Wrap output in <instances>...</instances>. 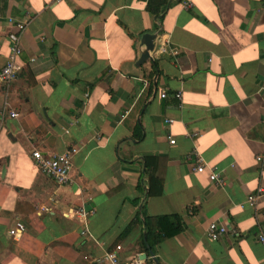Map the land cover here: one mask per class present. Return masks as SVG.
I'll use <instances>...</instances> for the list:
<instances>
[{"label":"crops","instance_id":"obj_1","mask_svg":"<svg viewBox=\"0 0 264 264\" xmlns=\"http://www.w3.org/2000/svg\"><path fill=\"white\" fill-rule=\"evenodd\" d=\"M262 3L0 0V67L14 23L25 25L17 77L0 85V264H92L117 244L123 262L264 264V197L246 204L264 188ZM144 34L167 50L137 65ZM70 146L71 183L58 186L30 153ZM82 203L93 211L84 238L62 217ZM140 206L179 216L181 231L152 250L141 224L122 236ZM15 222L25 231L11 238ZM208 223L237 236L211 241Z\"/></svg>","mask_w":264,"mask_h":264},{"label":"built area","instance_id":"obj_2","mask_svg":"<svg viewBox=\"0 0 264 264\" xmlns=\"http://www.w3.org/2000/svg\"><path fill=\"white\" fill-rule=\"evenodd\" d=\"M54 1L57 2L58 0H54ZM262 9L264 10V0L262 3ZM7 21L11 22V19L8 18ZM24 26L25 25L23 23H14L13 27L15 29V32L9 33L7 35V39L9 41L8 55L4 64L0 67V85L2 86L8 85L9 83L13 82L17 77L19 67L17 66L15 60L20 54L19 38L24 30ZM166 50H167L166 41L159 40L158 45L154 49H152L151 52H153V55H155V54H162ZM258 92L264 95V85L259 88ZM159 97L164 98V93L160 92ZM174 98L177 101H179L180 94L175 93ZM9 116L13 117V113H9ZM166 122L167 124H170L171 120H167ZM168 143L172 144L173 140L168 139ZM74 151L75 148L73 146L67 147L66 149H64L63 152L59 154L42 152L38 148H36L31 151L30 157L33 163L35 164V166L43 175L52 179L54 183L58 186H66L71 183L69 173L71 170V157ZM190 154L194 157V163H195L192 171L201 173L207 167V165L200 159V157L198 156V154L195 152L194 149L191 150ZM207 170L209 171L208 180L213 184V187L222 188L224 186V180L221 177H219V175L216 174L212 169L207 168ZM261 197H264V188L256 187V189L252 193H248L246 195V204L254 210L257 200L260 199ZM186 211L188 214H191L192 205L187 207ZM92 213H93L92 209L85 208L84 204L82 203L77 209L62 214V217L68 219H75L81 225L79 236L84 238L87 236L86 235L87 219L92 215ZM260 217L262 220H264V213H262ZM24 231L25 228L23 227V225L18 222H15L13 228L7 231V235L10 236L11 238H18ZM204 234L211 241L217 240L220 234L237 236V233L236 231H234V229L232 228L226 229V227L219 225L217 223H208L204 229ZM257 240L259 243L264 244V236L261 233L257 235ZM120 251H121V246L118 244L114 245L101 257H97V258L93 257L91 259V263L92 264H143V259L138 256H134V258H132L127 262L120 261L119 259Z\"/></svg>","mask_w":264,"mask_h":264},{"label":"trees","instance_id":"obj_3","mask_svg":"<svg viewBox=\"0 0 264 264\" xmlns=\"http://www.w3.org/2000/svg\"><path fill=\"white\" fill-rule=\"evenodd\" d=\"M133 223L142 225L144 233V245L146 249L149 250H152L153 246L158 244L163 238L171 237L180 232L182 229V222L179 216H146L143 211V206H140L134 221H132V223H130L122 231V236L129 231V228Z\"/></svg>","mask_w":264,"mask_h":264},{"label":"water","instance_id":"obj_4","mask_svg":"<svg viewBox=\"0 0 264 264\" xmlns=\"http://www.w3.org/2000/svg\"><path fill=\"white\" fill-rule=\"evenodd\" d=\"M153 39H154V34H144L140 38V45L144 47L142 53L139 56V59L137 60V65H140L142 62L149 60L151 61V58L149 56V53L153 49ZM145 256L143 255L142 259H144ZM154 264L156 262L154 261Z\"/></svg>","mask_w":264,"mask_h":264}]
</instances>
